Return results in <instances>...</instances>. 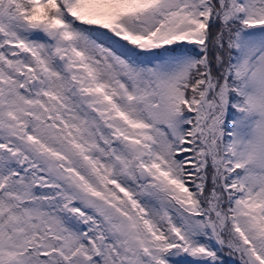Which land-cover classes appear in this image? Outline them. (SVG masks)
<instances>
[{"label": "snow or ice", "instance_id": "obj_1", "mask_svg": "<svg viewBox=\"0 0 264 264\" xmlns=\"http://www.w3.org/2000/svg\"><path fill=\"white\" fill-rule=\"evenodd\" d=\"M0 264H264V0H0Z\"/></svg>", "mask_w": 264, "mask_h": 264}]
</instances>
